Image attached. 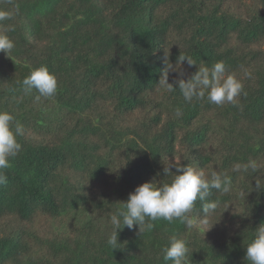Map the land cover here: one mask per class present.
<instances>
[{"label": "trees", "instance_id": "16d2710c", "mask_svg": "<svg viewBox=\"0 0 264 264\" xmlns=\"http://www.w3.org/2000/svg\"><path fill=\"white\" fill-rule=\"evenodd\" d=\"M0 11L15 44L0 52V108L24 130L0 185V264H165L173 234L188 243L186 264H247L264 224V0H0ZM184 55L195 65L169 83L222 61L243 83L238 103L185 102L160 85ZM41 65L57 78L53 97L21 86ZM181 164L230 176V192L197 200L191 226H125L111 249L121 203Z\"/></svg>", "mask_w": 264, "mask_h": 264}, {"label": "clouds", "instance_id": "9594fccd", "mask_svg": "<svg viewBox=\"0 0 264 264\" xmlns=\"http://www.w3.org/2000/svg\"><path fill=\"white\" fill-rule=\"evenodd\" d=\"M10 13L0 11V22L9 19ZM14 41L9 36L0 32V52L11 53ZM189 66L195 65L191 57L180 56L175 66L171 63L163 71V78L159 79L168 92L177 88L185 102L193 99L207 98L208 102L217 106L224 104L236 105L238 97L243 93V83L234 73H230L222 61L215 62L211 67L201 66L189 78H178L173 83L168 82L169 71L176 72L178 77H183L182 62ZM25 92L35 89L40 97L49 98L57 93L58 82L55 74L50 73L47 66L41 65L33 69L22 81ZM11 91V89H10ZM179 114V111L177 112ZM23 126L6 108H0V185L7 183L4 170L11 167V161L22 150V145L17 137L23 135ZM174 168V171L170 170ZM164 168L165 175L172 174L169 182L156 183L144 182L137 186L128 199L121 203L115 214L111 216L112 231L107 239L111 249L119 248L118 233L123 227L132 229L138 226L139 234L151 232L155 222L165 220L169 224L180 221L191 226L193 221L188 213L193 209L195 202L205 201L212 189L221 193L231 190L232 179L213 170L206 176L205 172L191 165H171ZM256 189H264L256 183ZM219 201L214 200L203 204L204 219L201 223L208 224V217L215 215ZM213 226V225H212ZM162 259L167 264H186L190 250L185 239L176 234L169 236L167 244L161 248ZM245 259L247 264H264V224L258 227L246 244Z\"/></svg>", "mask_w": 264, "mask_h": 264}]
</instances>
